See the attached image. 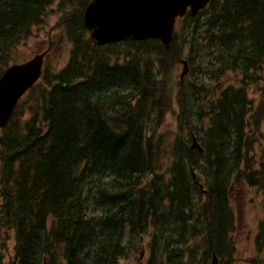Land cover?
Masks as SVG:
<instances>
[{"label":"trees","instance_id":"trees-1","mask_svg":"<svg viewBox=\"0 0 264 264\" xmlns=\"http://www.w3.org/2000/svg\"><path fill=\"white\" fill-rule=\"evenodd\" d=\"M57 1L0 0V76ZM88 2L60 0L71 59L57 73L44 70L0 130V264L11 240L9 264H118L150 228L147 264H210L213 253L220 264H236L233 195L244 188L264 194V156L258 164L257 139L246 131L247 87L259 82L264 64V0H213L178 22L169 49L148 40L106 50L84 30ZM127 44L135 52L113 62L109 51ZM184 50L191 72L198 56L214 57L210 81L230 71L243 77L239 88L198 108L201 154L185 115L199 88L180 85L176 103L185 118L162 171L157 129L173 109L170 70ZM254 113L260 121L264 100ZM262 224L247 264H264Z\"/></svg>","mask_w":264,"mask_h":264},{"label":"rangeland","instance_id":"rangeland-1","mask_svg":"<svg viewBox=\"0 0 264 264\" xmlns=\"http://www.w3.org/2000/svg\"><path fill=\"white\" fill-rule=\"evenodd\" d=\"M59 4L60 0L50 8L44 24L34 27L32 36L16 49L13 56L15 62L23 63L28 61L34 56L46 51L51 44L53 50L45 60L44 69L50 73H57L67 66L71 59L73 43L68 36L67 30H65V26L62 24V12L66 9L64 8L62 11L59 8ZM74 8H78L77 3L71 5V8L68 7V10H73ZM207 18V16L200 18L199 24L203 25L202 28L205 27ZM127 46H116L109 51L113 62L123 63L130 57H128L129 54L135 52L131 45L127 44ZM106 49L107 47L103 48V50ZM189 56L190 53L188 50H184L181 59L189 60ZM210 61L215 63L214 57L208 60L204 56H198V60L195 62V68L198 69L196 71L197 74H195L196 72H190L184 81L185 86L194 83L199 88V90L195 91L194 103L191 102L192 108L185 113L186 118L190 121V125L195 127L192 132L198 138H201L199 135L200 129L196 128L199 126L197 120L198 108L200 106L205 107L211 99H216L215 97L219 96L227 88H239L241 86L240 81L243 77L239 71H230L219 82L210 81L206 73V67ZM189 63L191 71L194 65L191 62ZM182 70L183 65L180 61L170 70L168 85L173 94V98L171 96L173 109L165 114L163 124L157 129V135H159L161 141L160 159L162 171L167 169L171 162L172 145L180 133L179 120L181 117L183 119L185 118L182 115L181 109L179 110L178 103H176L178 89H180V74ZM258 73L260 75L259 82L247 87V98L251 102V110L247 116L248 128L246 131L250 138L255 137L258 140L252 152L255 154L258 164H260L264 156V114L262 119L257 121L254 111L257 106H261V102L264 100V64L260 67ZM233 198L232 205L237 215V227L230 238L236 249V264H247L248 260L256 255L255 240L264 222V194L255 188H244L242 191L236 192ZM151 233L152 228L147 233L142 234L136 242H133L131 247L129 245L127 256L120 259L118 264H147L151 255ZM13 257L14 241L11 240L8 244L5 262L7 264L11 263Z\"/></svg>","mask_w":264,"mask_h":264},{"label":"water","instance_id":"water-1","mask_svg":"<svg viewBox=\"0 0 264 264\" xmlns=\"http://www.w3.org/2000/svg\"><path fill=\"white\" fill-rule=\"evenodd\" d=\"M210 1L92 0L84 11V29L91 33V39L97 46L128 39L137 42L155 39L169 49L176 20L183 18L188 10L191 17H196ZM45 56V53L38 54L24 63L11 65L0 76V130L9 123L22 97L42 77ZM180 63L183 65L182 83L189 75L190 67L186 60H180ZM192 148L203 152L195 137ZM211 264H219L215 253Z\"/></svg>","mask_w":264,"mask_h":264},{"label":"bare ground","instance_id":"bare-ground-1","mask_svg":"<svg viewBox=\"0 0 264 264\" xmlns=\"http://www.w3.org/2000/svg\"><path fill=\"white\" fill-rule=\"evenodd\" d=\"M212 104H213V103H212ZM208 109H209V107H208ZM141 133H142V132H141ZM195 152H196V151H195ZM200 154H201V153H200ZM30 193H31V192H30ZM30 193H29V194H30ZM28 199H29V198H28ZM26 203H27V202H26ZM45 204H46V203H45Z\"/></svg>","mask_w":264,"mask_h":264}]
</instances>
